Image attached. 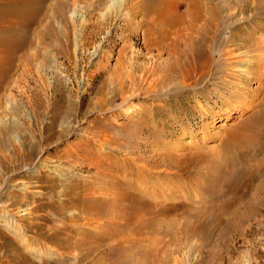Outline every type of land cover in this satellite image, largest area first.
I'll return each mask as SVG.
<instances>
[{"label":"rangeland","instance_id":"374dc122","mask_svg":"<svg viewBox=\"0 0 264 264\" xmlns=\"http://www.w3.org/2000/svg\"><path fill=\"white\" fill-rule=\"evenodd\" d=\"M145 2L46 0L35 22L24 25L0 0V153L38 150L36 160L0 181V264H264V142L239 181L233 176L225 185L231 171L223 169L231 153L234 171L242 166L231 133L264 105V6L246 11L219 0L228 6L221 12L226 24L207 46L213 55L233 49L239 56L215 57L203 69L212 80L190 89L178 68L188 32L146 21ZM188 9L179 5L175 16L188 22ZM251 36L259 48L235 46ZM223 74L228 88L241 78L245 113L223 115L216 99L203 98L215 91L224 98ZM173 152L179 156L164 161L171 168L186 167L192 155L206 158L188 171L172 170L159 157ZM139 157L163 166L146 171L136 165ZM199 184L220 201L205 192L197 197ZM136 193L152 195L153 204L170 197L183 209L166 218L140 214Z\"/></svg>","mask_w":264,"mask_h":264},{"label":"bare ground","instance_id":"6f19581e","mask_svg":"<svg viewBox=\"0 0 264 264\" xmlns=\"http://www.w3.org/2000/svg\"><path fill=\"white\" fill-rule=\"evenodd\" d=\"M7 3L12 5V9H9L7 14H11L14 17H18V18H22V22H24V25H29L31 22H35L36 20V14L37 11L41 8L42 5H44V2L46 0H5ZM214 1L216 3H214ZM229 3L233 4L234 6H230V7H237L246 11H254V12H258L262 6H264V0H228ZM228 3V4H229ZM186 4L189 6V9L187 11V16H188V22L187 20H185L183 17H176L175 16V9L179 6V5H183ZM145 5V9L142 11L144 13V18L145 20L149 21V19L151 18H155L156 20H151L156 21V23H160L162 24L164 27H162L163 29L167 28V31H169L170 29H173L175 27L178 26V29L184 30L186 32H188V34L186 35L185 38V50L184 54H183V58L184 61L181 64H179L178 68H181V70L183 69L181 75H182V79H183V87H190L191 86H198L199 84H202L203 82H205L206 80V76H210L211 80H212V76L213 73L210 72V70L208 72H204L205 69L207 68H211L213 67V62H216L217 58L215 59V57H218V60L224 58L225 56L227 57L226 60L228 61L229 58L237 57L239 55H235L233 56L234 53L233 49L230 50H224V51H218L216 53V55H213V50L210 49L207 46V40H215L218 37V33L221 30V26L222 24H226V22H223L224 19L221 16V12L223 11L222 8L228 7L224 2L219 3V0H147V2L144 3ZM10 6V5H9ZM143 6V5H142ZM10 8V7H9ZM264 8V7H263ZM42 9V8H41ZM40 9V10H41ZM24 12V14L22 13ZM139 12V11H138ZM259 14V13H258ZM25 16V17H24ZM145 22V21H144ZM245 23V22H243ZM154 24V23H153ZM23 25V26H24ZM151 25V24H150ZM159 25V24H158ZM161 26L159 25L158 28H160ZM228 28V26H226ZM241 27V26H240ZM248 27V26H247ZM157 28V27H156ZM246 28V27H245ZM150 29V28H149ZM169 29V30H168ZM158 30V29H157ZM247 30V28H246ZM165 31V30H164ZM179 31V30H177ZM248 31V30H247ZM172 32V31H171ZM175 32V31H173ZM172 32V34H173ZM152 33V32H151ZM170 33V32H169ZM150 34V33H149ZM157 34V33H156ZM171 35V34H170ZM224 34H222L223 37ZM233 35L236 37L238 36V32H234ZM195 36V38H194ZM198 37V38H197ZM221 37V38H222ZM162 38V37H161ZM163 39V38H162ZM184 39V38H183ZM258 40V39H257ZM251 37H242L237 44L235 46H238V48H246L247 45L250 46H254V47H258V45H261V42L258 40ZM263 42V41H262ZM232 43V42H231ZM220 46L222 47H228L230 46L229 42L223 41L221 40L220 42ZM249 47V46H248ZM209 49V50H208ZM261 49V47H260ZM178 60V59H177ZM264 60V58H263ZM176 61V60H175ZM182 61V59H181ZM226 62V61H225ZM250 62V61H249ZM253 61H251L252 63ZM230 62H227V64H225L226 66L229 65ZM237 63V62H236ZM174 64V62H173ZM216 64V63H215ZM221 64V63H220ZM259 64V63H258ZM261 64V63H260ZM178 64H176L177 66ZM217 65V64H216ZM233 65V62H232ZM239 65V64H238ZM173 66H171L172 68ZM220 67V66H217ZM232 67V66H230ZM204 69V70H203ZM232 69V68H231ZM173 70V69H172ZM213 70V68H212ZM239 70V69H238ZM174 71V70H173ZM199 73L198 76L194 77L193 74L195 73ZM217 73H215V75H219L220 71L218 69H216ZM230 71V70H228ZM232 71V70H231ZM244 71V70H243ZM177 72V71H175ZM173 72V73H175ZM213 72V71H212ZM238 72V71H237ZM245 72V71H244ZM170 73V72H169ZM223 73V72H221ZM228 75V73H227ZM235 75V72L234 74ZM163 76V75H162ZM167 76V75H166ZM165 76V78H166ZM225 75L223 74V76H221V80L222 83L220 84V88L222 90V95H224V98L221 97L220 94H217L216 91L215 93H208L209 95H207L206 97L204 96L203 98L207 99L209 102H212L213 100H217L216 104L217 106L221 107V110L223 112V115H229L231 113L232 110L234 111H239V113H245V111L247 110V108H244L243 105H241L240 102L243 101V96L240 93V88L242 87V82L240 81L241 78H239L240 80L237 79L235 85H231L232 87L228 88V81H226V79H224ZM239 76V75H238ZM244 76V75H243ZM175 77V76H174ZM237 77V76H236ZM164 78V77H163ZM238 78V77H237ZM193 79H195L193 82L191 83H187L188 81H192ZM244 79V77H243ZM234 80V79H233ZM245 80V79H244ZM247 80L250 81V77H247ZM173 81V80H172ZM164 82V81H162ZM242 84H241V83ZM245 82V81H244ZM248 82V81H247ZM246 82V83H247ZM206 83H208L206 81ZM180 84V83H179ZM217 90V89H216ZM183 91V90H182ZM242 91V90H241ZM179 92V91H178ZM203 94V93H202ZM244 95V94H243ZM199 97V96H198ZM201 99V98H200ZM201 103V102H200ZM235 104V106H234ZM244 104V103H243ZM247 104V103H246ZM264 104V103H263ZM245 105V104H244ZM262 105V103H261ZM259 105V106H261ZM263 106V108H262ZM261 106V111L260 113L257 114V116L255 117H251L249 118L247 121H245L244 123H242L235 131V133L231 136L230 138L234 141V146H236L238 148V146H240L239 148H241V150H238L237 153V157L240 156L241 158V167L239 169H237V171H234L236 168V165L234 163V157L235 154L231 153L228 155V157L230 158L229 160H231V162L227 161V160H223V163H225L223 166V169L225 170L224 172L226 173V171L228 169H230V173L227 172L228 174L225 177L224 180V184L226 185V183L233 177L235 176L236 181H239V178L244 177L246 174V169H247V163L249 161V157L251 156V153H255L259 150L258 144L261 142H264V105ZM245 107H247L245 105ZM250 107V106H249ZM252 107V105H251ZM220 109V108H219ZM204 112V111H203ZM221 112H219L220 114ZM207 114V113H206ZM8 145L7 142H3L1 147H6ZM34 146V145H33ZM233 146V147H234ZM261 146V145H260ZM262 147V146H261ZM147 149V148H146ZM264 149V148H263ZM263 149L261 150L263 152ZM229 150V149H228ZM237 150V149H236ZM260 151V152H261ZM23 152L25 153V158H23ZM36 152H38L37 148H33L31 145L25 149V148H20L18 146H15L12 150V153L15 155L14 158L2 155L0 153V181L2 180L3 174L6 173L7 175L11 172H17V170H19L24 164H27L28 162H31L35 159V154ZM261 152V153H262ZM260 153V154H261ZM170 154V153H169ZM162 155L161 157V161H165L167 162L171 160V158H175L174 156H177L176 154L171 153V155ZM258 154V153H257ZM185 155V154H184ZM195 155V154H194ZM198 155V154H197ZM149 156V155H148ZM160 156V155H159ZM179 156V155H178ZM177 156V157H178ZM191 156V155H190ZM193 156V155H192ZM188 157L186 160V167H183L182 165H176L172 168L178 169L179 171H185L188 168H190L191 166H196L198 163H200L202 160H204V158H206L204 155L203 156H193V158ZM253 156V155H252ZM184 157V156H183ZM186 157V156H185ZM155 158V157H154ZM181 158V157H180ZM220 158V157H219ZM170 159V160H169ZM185 159V158H184ZM215 159V158H214ZM36 160V159H35ZM135 160V159H133ZM174 160V159H173ZM211 160V159H210ZM137 164H142V166L144 165V170H148V168L151 166L153 167H160L163 166L162 164L159 166V164H155V163H150V162H145L143 161V159H141V157L137 158ZM239 161V160H238ZM160 162V161H159ZM164 162V165L167 166L169 165V163L166 165ZM177 162V161H176ZM180 162H182L180 160ZM179 162V163H180ZM240 163V162H239ZM221 164V163H220ZM146 165V166H145ZM171 165V163H170ZM169 165V166H170ZM219 165V164H218ZM240 166V164H237ZM149 166V167H147ZM200 166V165H199ZM198 166V167H199ZM152 167V168H153ZM201 167V166H200ZM208 167V166H206ZM220 167V166H219ZM219 167H216L217 169ZM222 167V164H221ZM146 168V169H145ZM151 168V167H150ZM151 168V169H152ZM166 168V167H165ZM171 168V166H170ZM171 168V169H172ZM196 168V167H195ZM215 168V170H216ZM194 169V167H193ZM192 169V170H193ZM197 169V168H196ZM195 169V170H196ZM221 169V168H219ZM222 169V170H223ZM165 170V169H164ZM174 170V169H172ZM218 171L223 172V171ZM188 171V170H187ZM165 172H167L165 170ZM192 173V171H190ZM202 172V171H201ZM216 172V173H218ZM178 173V172H177ZM186 173V172H185ZM204 173V172H202ZM168 174L170 176H173L172 172L169 171ZM167 174V175H168ZM176 174V172L174 173V175ZM179 174V173H178ZM181 174V173H180ZM184 174V173H182ZM187 174V173H186ZM190 174V173H189ZM209 174V173H208ZM222 174V173H221ZM205 175V174H204ZM223 175V174H222ZM222 175H220L222 177ZM176 176V175H175ZM180 176V175H179ZM184 176H186L184 174ZM194 176V175H193ZM201 176V175H200ZM206 176V175H205ZM218 176V174H217ZM219 176V178H220ZM225 176V175H224ZM12 177V175H11ZM174 177V176H173ZM181 177V176H180ZM198 177V176H197ZM202 177V176H201ZM208 177V176H207ZM212 177V176H211ZM215 177V176H214ZM183 178V177H181ZM203 178V177H202ZM224 178V177H223ZM176 179V178H174ZM193 179V178H192ZM205 179V178H204ZM222 179V178H221ZM244 179V178H243ZM6 180V179H5ZM4 180V181H5ZM12 179H10V177L6 180V185L4 186V188L6 189L7 186H9V183ZM168 181V180H167ZM202 181V180H201ZM208 181V180H207ZM223 181V179H222ZM9 182V183H8ZM169 182V181H168ZM212 182V180H211ZM214 182V181H213ZM216 182V181H215ZM221 182V181H220ZM2 183V182H0ZM200 183V182H199ZM223 183V182H222ZM230 183V182H229ZM228 183V184H229ZM207 184V183H205ZM213 184V183H212ZM217 185V184H216ZM224 185V186H225ZM250 185V184H249ZM11 186V185H10ZM208 186V185H207ZM204 184H199L198 186H195L194 190L196 192L197 197L200 196V194H202V192H205L207 194H209V196H215L216 198L213 199L212 201H216L215 203L219 202L220 199L217 195L216 190L214 189H210L209 187H207ZM220 186V185H219ZM3 187V186H2ZM217 187V186H216ZM231 187V186H230ZM209 188V189H208ZM221 188V187H220ZM8 191V189H6ZM1 191V190H0ZM15 191V190H14ZM137 191V190H136ZM2 193H0V199L4 198L5 194L3 193V189L1 191ZM139 192V191H138ZM193 192V191H192ZM13 193V192H12ZM194 193V192H193ZM223 197H224V193ZM221 194V195H222ZM136 198H134V200H136V203H138L139 207L134 206V211L135 212H139L140 214H153V215H157L158 218H166L165 216H169L170 214H174L173 212L176 213V211H179L181 209H183V205H178V204H172L170 203L171 200L170 197H164L161 202H157L159 204H153L150 203L149 198L151 199V197H153L151 195V197H146L143 194H135ZM132 197V196H131ZM145 197V198H144ZM190 197V196H189ZM194 197V196H193ZM193 197L191 199H193ZM205 197V196H204ZM154 198V197H153ZM152 198V199H153ZM166 198V199H165ZM172 198V197H171ZM222 198V197H221ZM162 199V198H161ZM195 199V198H194ZM211 199V198H210ZM4 200V199H2ZM190 200V199H189ZM127 201V200H126ZM181 202L183 201V199L180 200ZM193 200H191L192 202ZM197 201V199H196ZM196 201L194 200L193 204H196ZM156 202V201H155ZM185 202V201H184ZM187 202V201H186ZM207 202V201H206ZM205 202V203H206ZM224 202V201H223ZM134 203V202H133ZM180 203V202H179ZM202 203V202H201ZM130 203H128L129 205ZM132 204V203H131ZM221 204V203H220ZM134 205V204H133ZM132 205V206H133ZM195 205V206H196ZM209 205V204H208ZM217 205V204H216ZM223 207L222 209L227 208L228 206H225V203L221 204ZM201 206V205H200ZM2 208V207H1ZM142 208V209H140ZM186 208V207H185ZM187 209H189L187 207ZM191 209V208H190ZM193 209V208H192ZM198 209V211L200 210L199 208H194L193 210ZM203 209H205L203 207ZM196 211V210H195ZM201 211V210H200ZM199 211V212H200ZM202 212H204V210H202ZM191 213V212H190ZM136 215V214H135ZM155 218L154 221H156ZM144 219V218H143ZM162 219H159V222ZM141 221V220H140ZM123 222V221H122ZM128 222V221H127ZM114 223V222H113ZM126 223V222H125ZM140 223V222H139ZM158 223V222H157ZM151 225H154V222H150ZM133 225V224H132ZM138 225V223L136 224ZM159 225V224H158ZM161 225V224H160ZM125 226V224H124ZM126 227V226H125ZM132 227V226H131ZM151 227V226H150ZM130 228V227H129ZM153 228V227H152ZM151 228V229H152ZM157 228V227H156ZM124 231V230H123ZM136 234V233H135ZM145 238V237H144ZM146 240V239H145ZM139 245V244H138ZM141 245V244H140ZM18 248V247H17ZM19 252V251H17Z\"/></svg>","mask_w":264,"mask_h":264}]
</instances>
